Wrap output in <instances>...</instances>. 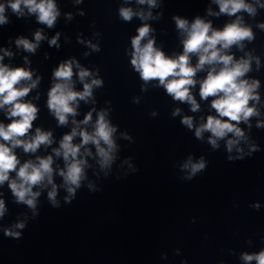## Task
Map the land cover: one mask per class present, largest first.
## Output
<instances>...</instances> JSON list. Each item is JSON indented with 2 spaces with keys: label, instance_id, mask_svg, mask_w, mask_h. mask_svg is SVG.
<instances>
[{
  "label": "clouds",
  "instance_id": "9594fccd",
  "mask_svg": "<svg viewBox=\"0 0 264 264\" xmlns=\"http://www.w3.org/2000/svg\"><path fill=\"white\" fill-rule=\"evenodd\" d=\"M214 2L220 10L215 15L233 16L241 11L254 15L256 11L246 0H214ZM137 3L147 4L150 8L156 6V0H137ZM6 8H10L18 17L23 16L24 9H27L29 14L36 15L39 23L46 24L49 28L54 25L59 16L55 0H7L6 3H0V25L8 23L5 15ZM209 14H213L211 10ZM120 16L125 21H130L133 16L146 19L151 17V12L145 14L142 11L134 12L131 8H121ZM174 19L177 29L184 34L183 52L178 56H166L155 46L154 39L149 38L152 31L150 26L144 25L137 29V35L132 38L131 64L144 82L158 80L159 85L164 87L168 95L174 100L189 103L193 112L199 109V104L193 97L191 88L197 83L196 73L207 66L206 77L199 81V94L204 100L213 97L211 107L217 115L208 116L205 123L195 128V135L201 138L203 132H210L209 143L213 148H217V141L231 133L235 137V139L227 140V150L231 152L233 147L245 138L244 132L238 126L240 122L247 123L250 117L259 114L255 104L249 105V101H259L256 93L259 83L243 79L250 70V59L235 60L228 50L233 45L243 48L242 42L251 40L253 33L239 16L233 22L225 24L222 29L213 28L211 22H206L200 17H196L191 23L178 16ZM259 27L264 28V24ZM58 36L59 34L53 37L49 43L55 45ZM43 38L41 32L37 31L36 43L19 38L16 44L18 47L23 46L26 51L34 52ZM146 38L147 42L142 44V40ZM90 46L98 50L95 45ZM5 55H11V53L5 51ZM193 55L197 57L194 66L191 63ZM2 60L3 56H0V61ZM73 63L75 62L71 60L62 63L53 72L56 82L48 92L47 105L59 125H66L69 122V116L77 115L78 101H87L92 96L93 87H99L102 84L99 79H92L90 83L85 82V78L89 77L90 73L80 68L78 78L84 86L83 91H76L72 79ZM76 66L79 68L78 64ZM37 83L38 80L32 79L31 71L24 68H11L0 63V109H6V116L10 120L8 124L0 122V185L8 182L15 202L26 204L33 210L34 216L37 215L35 209L37 197L40 195L39 191H33L34 187L52 185V190L48 192V199L54 208L59 207L56 200L57 186L53 182V157L51 155L37 157L35 161L27 160L21 163L14 151L17 147H21L25 153H35L41 145H51L53 142L52 133L42 131L40 128L35 129V135H29L33 121L37 118L38 109L31 101L24 98ZM179 112L180 109H176L173 115ZM106 116L107 113L103 110L97 114L91 132L80 128V124L87 125L92 120L91 112L83 121L73 120L72 123L76 127L63 136L59 148L53 149L55 156H62L65 162V168L59 171V175L63 178L64 186L69 193L65 197L66 203H70L75 197L77 189L81 187V181L85 178L87 161L79 158L82 147L89 143L95 146L102 168L109 167L114 159L113 153L117 146L113 134L116 128L111 125ZM182 124L192 129L193 118L185 116ZM77 136L80 137V143L74 144L73 140ZM252 150H256L255 146ZM84 151L87 155L92 154L87 148ZM205 167L206 162L203 158L193 162L189 157L181 165V169L188 173L183 179L191 180ZM11 173H15V176L11 177ZM5 211V202L0 199V218L4 216ZM25 226L24 222H18L14 228L24 229ZM4 235L15 239L21 238V232L14 231L12 228H5ZM242 259L246 264L251 261L264 264V251L254 254L245 253Z\"/></svg>",
  "mask_w": 264,
  "mask_h": 264
}]
</instances>
